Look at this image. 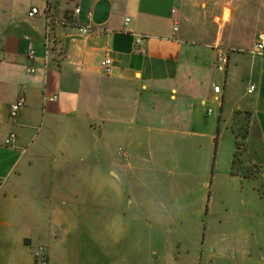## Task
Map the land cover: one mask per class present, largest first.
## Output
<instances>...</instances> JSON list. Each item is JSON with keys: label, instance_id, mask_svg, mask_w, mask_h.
Instances as JSON below:
<instances>
[{"label": "crops", "instance_id": "1", "mask_svg": "<svg viewBox=\"0 0 264 264\" xmlns=\"http://www.w3.org/2000/svg\"><path fill=\"white\" fill-rule=\"evenodd\" d=\"M32 8L50 11V34ZM261 34L264 0H0V264H35L39 245L50 264H140L141 224L172 223L197 187L166 167L219 144L236 113L248 116L245 163L264 183ZM218 48L230 50L225 72ZM81 152L93 166L77 165ZM82 219L115 234H76Z\"/></svg>", "mask_w": 264, "mask_h": 264}, {"label": "rangeland", "instance_id": "2", "mask_svg": "<svg viewBox=\"0 0 264 264\" xmlns=\"http://www.w3.org/2000/svg\"><path fill=\"white\" fill-rule=\"evenodd\" d=\"M231 49L234 53V48ZM222 128L225 129L224 125ZM234 132L241 138L239 146ZM224 133L219 144L217 141L197 143L195 150L187 151L188 155L179 159L180 166L176 161V168L166 167L176 169L177 174L182 166L198 188L175 202L173 208L179 212L172 223H152V230L145 228L147 224H141V238L137 242L140 264H264V183L254 179L256 168L245 163L248 116L236 113L235 124ZM80 145L83 149L87 147L85 143ZM121 146L123 143L117 140L109 143L112 156ZM236 147L239 161L235 168L238 176L234 177L232 160ZM172 150L173 147L168 148L167 152ZM86 155L81 152L78 156L80 168L94 165L95 160ZM170 176L164 173L158 179L163 181ZM178 177L174 175L171 180ZM85 209L84 205L78 207L80 213ZM93 211L97 214L98 207L94 206ZM76 234L115 233L103 228V222L82 219L77 222Z\"/></svg>", "mask_w": 264, "mask_h": 264}, {"label": "built area", "instance_id": "3", "mask_svg": "<svg viewBox=\"0 0 264 264\" xmlns=\"http://www.w3.org/2000/svg\"><path fill=\"white\" fill-rule=\"evenodd\" d=\"M80 12H81V8L77 7L75 9V14H79ZM37 15L41 16L46 21L47 33L50 34L52 31V23L54 22V19L50 11L49 10L40 11L38 8H32V10L29 13V16L34 17ZM79 32L85 36L94 34L91 26L89 25L82 26L81 28H79ZM141 40H143V38L139 39L138 41L141 42ZM252 52L256 55H264V34H261L259 36L258 40L256 41L254 45ZM27 55L32 62H35L37 60V52L34 48L29 49L27 52ZM228 63H229L228 50L223 49V48H218V53L216 56V65H217L218 70L221 72H225L227 70ZM111 65H112V60L110 58H106L102 62V67L106 74H108L111 71ZM29 71L34 73L35 69L30 68ZM214 90L216 93H220L221 87L214 86ZM254 90H255V86L252 85L250 86L248 92L253 93ZM25 105H26V98L22 96L12 105L11 112H10L11 117L16 118L19 111ZM15 141H16V134L10 133L5 143L6 145H13ZM33 257H34L35 264H50L49 257H48V249L47 247L43 245H39L38 247L35 248V250L33 251Z\"/></svg>", "mask_w": 264, "mask_h": 264}, {"label": "trees", "instance_id": "4", "mask_svg": "<svg viewBox=\"0 0 264 264\" xmlns=\"http://www.w3.org/2000/svg\"><path fill=\"white\" fill-rule=\"evenodd\" d=\"M234 133H235L236 137L239 139L240 137L238 136V134L236 132H234ZM238 142L239 141L237 140V143H236L237 146H239L238 145ZM238 161H239V157L237 156V153H235L234 154V158L232 160V169L234 168V175H233L234 177H237L238 176V174L236 173V170H235L236 166H238L237 165L238 164Z\"/></svg>", "mask_w": 264, "mask_h": 264}]
</instances>
